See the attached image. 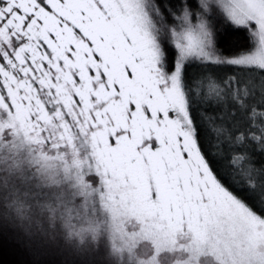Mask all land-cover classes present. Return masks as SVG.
Segmentation results:
<instances>
[{"label":"snow or ice","instance_id":"snow-or-ice-1","mask_svg":"<svg viewBox=\"0 0 264 264\" xmlns=\"http://www.w3.org/2000/svg\"><path fill=\"white\" fill-rule=\"evenodd\" d=\"M16 161L153 252L264 264V0H0ZM0 264L42 262L0 229Z\"/></svg>","mask_w":264,"mask_h":264},{"label":"trees","instance_id":"trees-1","mask_svg":"<svg viewBox=\"0 0 264 264\" xmlns=\"http://www.w3.org/2000/svg\"><path fill=\"white\" fill-rule=\"evenodd\" d=\"M69 199L62 182L20 161L0 162V229L30 240L42 264H147L145 243L121 238L102 212H71Z\"/></svg>","mask_w":264,"mask_h":264},{"label":"rangeland","instance_id":"rangeland-1","mask_svg":"<svg viewBox=\"0 0 264 264\" xmlns=\"http://www.w3.org/2000/svg\"><path fill=\"white\" fill-rule=\"evenodd\" d=\"M119 234L124 236L132 243L141 241L145 243L146 263L147 264H217L218 257L209 255L205 252L200 253H181L180 255L164 253L161 251L153 252L151 244L138 235V229L129 221L126 225L121 224Z\"/></svg>","mask_w":264,"mask_h":264}]
</instances>
